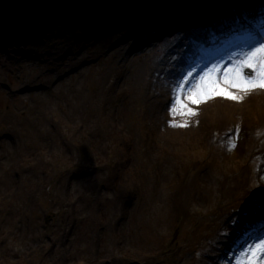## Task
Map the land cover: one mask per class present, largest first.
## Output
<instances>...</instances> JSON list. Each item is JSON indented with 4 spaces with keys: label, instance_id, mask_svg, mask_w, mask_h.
Returning a JSON list of instances; mask_svg holds the SVG:
<instances>
[{
    "label": "rangeland",
    "instance_id": "374dc122",
    "mask_svg": "<svg viewBox=\"0 0 264 264\" xmlns=\"http://www.w3.org/2000/svg\"><path fill=\"white\" fill-rule=\"evenodd\" d=\"M245 1L132 0L122 24L103 14L84 36L36 42L6 38L0 16L3 264H264V236L251 248L241 226L264 217V88L203 65L236 33L207 51L202 27L155 36Z\"/></svg>",
    "mask_w": 264,
    "mask_h": 264
},
{
    "label": "snow or ice",
    "instance_id": "6c2138e0",
    "mask_svg": "<svg viewBox=\"0 0 264 264\" xmlns=\"http://www.w3.org/2000/svg\"><path fill=\"white\" fill-rule=\"evenodd\" d=\"M258 46L254 45L252 49L248 53L244 54V59L239 63V65L234 66L231 69V75L226 77V83L232 87H236L241 91L248 92L251 91L255 87L264 88V40L257 42ZM245 68L250 69L253 72L257 73V77L255 79L244 76L243 70ZM191 75V72L188 73V76ZM187 76L184 77V80H187ZM182 85H178L180 87ZM216 91L215 82H209V86L204 89V95H211L212 92ZM219 95H224L228 99L238 100L239 97L231 95L228 91L220 90L217 92ZM199 93L193 97H190L193 103H199ZM181 108L186 109L190 114V109H187L186 105H181ZM177 109L173 108V112ZM173 126H181V125H173ZM258 251L262 256H264V242H261L258 246ZM251 251V250H250ZM254 255V254H253ZM251 264V261L249 262Z\"/></svg>",
    "mask_w": 264,
    "mask_h": 264
},
{
    "label": "trees",
    "instance_id": "16d2710c",
    "mask_svg": "<svg viewBox=\"0 0 264 264\" xmlns=\"http://www.w3.org/2000/svg\"><path fill=\"white\" fill-rule=\"evenodd\" d=\"M9 10L18 12V17L15 22V30L29 26V28L36 29L42 22L56 19L53 13H49L52 9L61 8V13H66L69 10V14L79 13L81 9H89V6L100 2V0H0V5H5ZM7 263L6 260L0 262V264Z\"/></svg>",
    "mask_w": 264,
    "mask_h": 264
},
{
    "label": "bare ground",
    "instance_id": "6f19581e",
    "mask_svg": "<svg viewBox=\"0 0 264 264\" xmlns=\"http://www.w3.org/2000/svg\"><path fill=\"white\" fill-rule=\"evenodd\" d=\"M212 18L216 19V21L218 22L220 19H219V16L216 15V14H212ZM176 70V69H175ZM258 220H262V217L258 218Z\"/></svg>",
    "mask_w": 264,
    "mask_h": 264
}]
</instances>
